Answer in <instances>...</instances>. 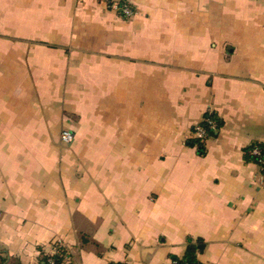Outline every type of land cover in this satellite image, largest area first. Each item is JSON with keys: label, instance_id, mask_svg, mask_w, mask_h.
<instances>
[{"label": "crops", "instance_id": "crops-1", "mask_svg": "<svg viewBox=\"0 0 264 264\" xmlns=\"http://www.w3.org/2000/svg\"><path fill=\"white\" fill-rule=\"evenodd\" d=\"M257 144L264 0H0V264H264Z\"/></svg>", "mask_w": 264, "mask_h": 264}, {"label": "built area", "instance_id": "built-area-1", "mask_svg": "<svg viewBox=\"0 0 264 264\" xmlns=\"http://www.w3.org/2000/svg\"><path fill=\"white\" fill-rule=\"evenodd\" d=\"M107 1H110V0H107ZM122 10L127 15H130L133 13L132 8L126 3H124ZM217 129H218L217 122L214 119L207 118L204 123L196 124L193 127V135L195 136V138L204 141L211 135L213 131ZM73 138H74V133L72 132V130L65 129L62 131L61 139L65 143L71 142ZM255 150L257 153H259V148H256ZM260 164L264 172V158L260 160ZM62 249H64V243L57 241L53 249L45 256L44 264H56L54 255L59 254L62 251ZM172 264H192V263L178 262L177 260H173Z\"/></svg>", "mask_w": 264, "mask_h": 264}, {"label": "trees", "instance_id": "trees-1", "mask_svg": "<svg viewBox=\"0 0 264 264\" xmlns=\"http://www.w3.org/2000/svg\"><path fill=\"white\" fill-rule=\"evenodd\" d=\"M257 146L259 147V153L256 154V158L258 159V161L260 162V160L262 158H264V146H262L261 144H257ZM195 246L194 245H189L188 249H187V254L186 257L184 259H179L176 258L175 260H177L178 262H189L192 264H199V262L196 260L195 257ZM63 253H64V249H62V251L59 254L54 255L55 260H56V264H69V263H65L63 260ZM45 261V259H44ZM44 264V262H43Z\"/></svg>", "mask_w": 264, "mask_h": 264}]
</instances>
